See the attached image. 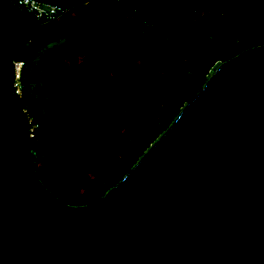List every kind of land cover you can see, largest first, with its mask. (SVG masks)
<instances>
[{
  "label": "water",
  "instance_id": "obj_1",
  "mask_svg": "<svg viewBox=\"0 0 264 264\" xmlns=\"http://www.w3.org/2000/svg\"><path fill=\"white\" fill-rule=\"evenodd\" d=\"M0 0V264H264V45L217 62L203 89L96 203L38 176L13 61L84 18L29 36Z\"/></svg>",
  "mask_w": 264,
  "mask_h": 264
},
{
  "label": "trees",
  "instance_id": "obj_2",
  "mask_svg": "<svg viewBox=\"0 0 264 264\" xmlns=\"http://www.w3.org/2000/svg\"><path fill=\"white\" fill-rule=\"evenodd\" d=\"M52 2L71 15L37 24L18 12L30 37L77 18L84 25L32 51L20 106L39 125L31 140L38 176L74 207L96 203L123 180L217 62L264 45V0ZM149 91L162 95L156 106Z\"/></svg>",
  "mask_w": 264,
  "mask_h": 264
},
{
  "label": "built area",
  "instance_id": "obj_3",
  "mask_svg": "<svg viewBox=\"0 0 264 264\" xmlns=\"http://www.w3.org/2000/svg\"><path fill=\"white\" fill-rule=\"evenodd\" d=\"M11 1L16 5L18 12H22L37 24L60 21L64 17L71 15V11L69 9L50 2L40 0ZM24 66L25 62L13 61L14 81L12 88L14 94L20 98L23 95L22 73ZM24 114L29 133V140H36V131L39 125L35 122L33 116L28 111L25 110Z\"/></svg>",
  "mask_w": 264,
  "mask_h": 264
},
{
  "label": "rangeland",
  "instance_id": "obj_4",
  "mask_svg": "<svg viewBox=\"0 0 264 264\" xmlns=\"http://www.w3.org/2000/svg\"><path fill=\"white\" fill-rule=\"evenodd\" d=\"M59 2L61 3H64L66 5H68L70 2H72L73 0H58ZM44 2H50V3H53L52 0H47V1H44ZM69 6H72V4H70ZM179 18H183V17H179ZM113 75L117 74V72H113L112 73ZM151 82H156V77L155 76H152L150 78ZM160 91L162 90V88L159 89ZM149 93V94H148ZM162 93V91H161ZM147 98L150 102L153 103L154 106L157 105V99L159 96H162V95H151V91L147 92Z\"/></svg>",
  "mask_w": 264,
  "mask_h": 264
}]
</instances>
